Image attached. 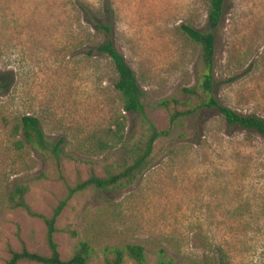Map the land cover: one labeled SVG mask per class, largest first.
<instances>
[{
    "label": "rangeland",
    "instance_id": "374dc122",
    "mask_svg": "<svg viewBox=\"0 0 264 264\" xmlns=\"http://www.w3.org/2000/svg\"><path fill=\"white\" fill-rule=\"evenodd\" d=\"M87 6L104 22L106 8L112 11L110 39L159 130L169 128L173 111L160 101L175 99L178 110L201 104L184 93L198 86L204 68L182 26L208 30L207 0H0V264L21 242L49 254L44 222L10 207L15 189L27 187V203L49 217L66 183L123 165L125 145L143 135L140 116L123 111L112 61L96 51L107 36L88 23ZM216 38L215 75L223 82L216 97L264 120V0H226ZM24 116L37 118L51 142L63 141L73 159L61 171L19 144ZM119 120L123 143L92 150V136L115 130ZM56 228L63 260L82 241L94 249L88 264H105L106 247L126 244L144 247L147 264H158L159 251L167 264H264V137L201 109L158 140L151 166L132 186L77 194Z\"/></svg>",
    "mask_w": 264,
    "mask_h": 264
},
{
    "label": "trees",
    "instance_id": "16d2710c",
    "mask_svg": "<svg viewBox=\"0 0 264 264\" xmlns=\"http://www.w3.org/2000/svg\"><path fill=\"white\" fill-rule=\"evenodd\" d=\"M209 4L208 30L200 31L188 26H182V31L201 51V60L204 68L203 75L196 88L184 89V93L200 99L201 104L195 108L178 110L179 102L175 99H166L158 103V107L164 110L173 111L169 113V128L159 130L147 113V95L140 87L138 79L133 69L127 63L125 57L120 53L114 42L110 39L112 33V11L106 8L107 16L104 22L98 17L96 12L84 7L87 13V21L98 32L107 36L106 42L97 46L96 51L108 57L116 70L118 80L115 90L120 93L123 100V111L129 114L140 116L143 125V135L139 141L132 145H125L128 157L124 164L116 169H109L103 176L92 173L86 180L78 179L73 184L66 183V195L59 201L53 209L51 216H44L36 213L26 201L28 193L27 187H18L10 196V207L14 210L24 211L32 218L42 220L46 226V245L49 250L48 255H42L30 251L24 242H21L20 249L8 247V260L6 264H88L89 258L93 255L94 249L88 242L80 241L73 256L69 260H63L59 252L58 244L55 240L57 233L56 224L63 211L67 208L69 201L77 194H82L88 189H95L110 192L116 189H125L132 186L141 177L153 162L155 145L158 140L168 138L178 123L199 114V110L208 109L221 114L228 127H239L243 130L253 131L264 137V120L255 115H242L223 105L216 97L217 90L223 85L215 75L216 66V31L224 20L226 0H207ZM93 54V51H89ZM116 129L103 133L102 136L94 134L91 142L92 150L103 152L112 148L111 143H123L124 125L118 121ZM22 134L24 142H19L21 146L28 145L39 153L46 154L56 165L58 171L62 170L63 163L73 158L66 154L61 148L63 141L51 142L40 127V121L32 116H24L21 120ZM71 236H76V232L69 231ZM105 264H147V256L144 247L140 245L126 244L123 247H106L103 252ZM164 251H159L158 264H167Z\"/></svg>",
    "mask_w": 264,
    "mask_h": 264
}]
</instances>
